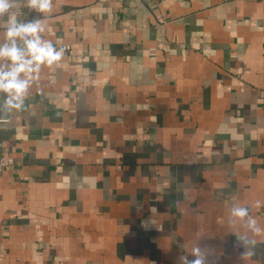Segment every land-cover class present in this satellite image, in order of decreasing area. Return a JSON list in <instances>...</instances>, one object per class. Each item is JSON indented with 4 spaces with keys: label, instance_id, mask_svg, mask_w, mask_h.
Here are the masks:
<instances>
[{
    "label": "crops",
    "instance_id": "1",
    "mask_svg": "<svg viewBox=\"0 0 264 264\" xmlns=\"http://www.w3.org/2000/svg\"><path fill=\"white\" fill-rule=\"evenodd\" d=\"M43 18L64 57L0 122V264H179L198 243L264 264V232L229 221L240 204L264 229V0H53Z\"/></svg>",
    "mask_w": 264,
    "mask_h": 264
},
{
    "label": "clouds",
    "instance_id": "2",
    "mask_svg": "<svg viewBox=\"0 0 264 264\" xmlns=\"http://www.w3.org/2000/svg\"><path fill=\"white\" fill-rule=\"evenodd\" d=\"M21 7L37 15L23 22L19 19ZM52 9L53 0H0V122H7L14 111L25 109V101L33 84L39 81L42 68L58 65L64 57V48H57L42 36L46 31L43 15ZM255 206L260 207V202ZM229 221H239L253 234L264 232L250 215L249 208L240 204L230 207ZM237 238L244 247L256 243L247 234ZM179 264H214V260L202 253L198 243L189 254L179 257Z\"/></svg>",
    "mask_w": 264,
    "mask_h": 264
},
{
    "label": "built area",
    "instance_id": "3",
    "mask_svg": "<svg viewBox=\"0 0 264 264\" xmlns=\"http://www.w3.org/2000/svg\"><path fill=\"white\" fill-rule=\"evenodd\" d=\"M65 49H69V46H66ZM13 164H14L13 159L0 156V173L6 170L8 167L12 166Z\"/></svg>",
    "mask_w": 264,
    "mask_h": 264
}]
</instances>
